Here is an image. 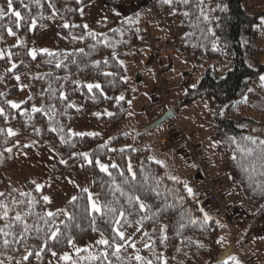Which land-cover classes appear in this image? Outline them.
<instances>
[{
    "label": "trees",
    "instance_id": "trees-1",
    "mask_svg": "<svg viewBox=\"0 0 264 264\" xmlns=\"http://www.w3.org/2000/svg\"><path fill=\"white\" fill-rule=\"evenodd\" d=\"M93 1L95 0H81L77 3L76 0H51L58 11V15L51 18L52 9L48 8L49 0H40L42 7H37L32 0H24L29 8H24L20 0H15V10L22 13L27 23H23L22 27L17 29L8 19L0 21V50L17 38V45L11 50V53L15 54L12 61L18 65L15 75L21 76L32 70L35 73L33 77H35L50 71L47 64L39 68L36 66L39 61L47 57L38 56L37 61H32L25 55V52L30 49L43 30L54 27L55 43L54 50L51 52L63 54L83 47L89 53L87 57L79 55L75 57L82 71L70 65L74 71H78L77 75L71 76V80L80 81L81 84L99 83L102 87V92L99 89H93L90 93L86 87H80L74 91L75 85L71 82L65 83L64 91L68 100L64 103H76L79 108H70L64 115L55 116V120L65 128L64 135L67 143H64L61 141L60 134L50 130L48 116L42 113H31L33 105L46 106V94L43 89L47 88V77L25 79L24 87L32 99L28 98L19 109H12L8 101L19 94V88L14 74L6 71L5 76L0 79V82L8 88L0 95V107L5 109V116H0V129L3 130L0 132V176L5 168L16 162L18 151L27 155L33 153L31 148L15 145L18 138L27 134L38 144V150L47 148L56 155L57 161L51 168L50 180L62 178L67 174L80 178L85 173H90L92 190L97 192L100 204L119 200L127 208L126 199L120 197L119 193L113 195L110 189L114 187L113 179L122 184L123 178L120 177L119 172L123 171L125 177L129 176L127 165L131 163L133 170L137 173V180L134 183L138 190H135L134 194L141 196L148 204L153 206L159 204L163 209L162 212H157V215L163 216L159 223L168 226V246L164 249L163 245L157 244L156 249L164 251L169 264H181L179 260H186L192 264H220L221 254L227 247L233 249L232 256H235L240 264H246L237 250L247 247L254 240L264 241V196L261 195L259 187V185H264V175H261L264 173V160L259 158V142L264 140V80H261V77H264V8L249 5L248 0H203L204 16H201L197 0H192V3L187 6L173 3L171 7L163 4L161 0H149L139 12L127 19L116 20L110 13L109 7L116 4L127 5L133 0H104L107 6L106 16L91 30L97 34L100 40L98 43L89 37V31L82 27L63 28L65 22L84 25ZM5 6L6 0H0V7ZM81 8H83V14L79 11ZM185 11L190 13L188 17L183 15ZM205 16L207 19H204ZM32 19L36 20L35 28L30 27ZM144 21L151 25L155 24L154 26L162 30L163 45L186 60L191 67L189 74L198 72L204 66L199 82L194 87L184 88L179 99L172 102V110L176 113L178 109L196 102H208L209 111L205 122L209 128L210 139L216 143L220 173L228 178L232 195L238 198L241 209L252 213L243 229L231 236L235 242L225 248L216 243L219 229L214 219L215 216H220L225 221L227 220V212L231 208L223 205L225 191L221 198V206L226 209L225 214L219 213L218 209L210 204L209 197L208 207L212 209V213L208 214L207 210L194 201L192 195L188 193L184 180L177 177L175 180L169 178L174 176L165 172L161 163H157V160L151 157L152 151L144 145L141 139L123 152L111 150L113 146L127 137L126 133L120 130L127 121L129 99L132 95L125 80V71L121 61L125 59L139 61L142 57V44L149 48L145 40L151 33L141 30L143 23H146ZM6 25L12 26L17 35L8 36L4 30ZM73 35L78 38L83 36L84 39L82 41L73 40ZM105 36L108 39V46H105L103 42ZM152 38L156 41V45L161 44L157 38L154 36ZM20 41H24L26 46L20 47ZM93 44L95 48L91 47ZM22 60L27 67L21 65ZM95 61L101 62L98 67L93 66ZM104 61L107 63L105 64ZM0 65L5 70L9 68L8 64L1 60ZM54 71L57 75H65L61 70ZM104 72H110L112 75L104 76ZM120 96L124 99L119 100ZM152 100H154L153 95ZM93 110H101L102 115L99 118L91 117ZM25 112L30 114L32 119L22 114ZM108 113L112 115L109 116ZM79 118L91 124L106 123V132L110 135V140L104 141L99 136L67 135L68 129ZM13 124L18 125L20 133L8 137V127ZM177 128L184 133L179 124L175 126V133ZM245 138H251L257 143L252 145ZM188 142L192 144L189 139ZM244 145L255 148L256 152L252 156L242 155L237 148ZM156 146L158 148V145ZM194 146L200 152L199 147ZM6 147L12 148L13 151L5 152ZM172 147L174 148V145ZM168 148L163 151L170 150ZM81 154H87L93 163L89 164ZM111 155L114 157V163L119 165V169L110 168L112 176H108L100 171L95 160L99 159L101 163H104ZM61 160L65 163H61ZM204 175L205 173L203 177ZM145 177H149L148 186L156 188L160 193L159 196L149 191L148 186L138 187ZM156 181H160L158 187ZM204 181L208 195L207 182L218 183V181L207 177ZM218 184L222 185L221 182ZM122 186L126 191L128 190L126 185ZM44 191L45 188L39 192L35 191V187L31 184H27L22 191L30 194L31 198L37 201L35 208L32 209L29 223L36 221L37 214L46 213L47 203L42 199ZM1 192L11 193L5 199V203H9L13 198L26 200L25 197H20V192L11 188L5 180L2 182ZM75 198L65 206V212L74 219L69 220L64 213H58L55 218V223L60 224L61 227L65 223L70 226L69 229L64 230L61 243L53 245L51 250L45 249L40 259H37L35 255L29 257L28 261H23L24 264H44L52 255L51 251L60 254L68 249L67 237L70 236L74 241H80L97 232L93 231L90 226L92 218L96 220L95 227L99 229L98 232H103L107 238L110 237L109 225L103 223L98 214L90 212L87 193L79 192ZM114 206L119 208L121 205L115 204ZM205 214L210 218L207 222L203 220ZM10 215H14V211ZM140 215L134 214L127 217L129 223L122 221L121 230L131 225H138ZM193 220L197 223L193 224L191 222ZM37 222L43 227L42 222ZM76 224L80 227L77 228ZM181 224L184 225L183 228L180 227ZM3 226L4 222L0 221V227ZM151 227V223L146 221L145 230L151 233ZM134 237L141 240L139 232ZM153 238L155 239V235ZM2 239L3 237H0V241ZM39 244L40 241L30 239L27 242L28 250L35 252ZM101 249L102 247L96 248L91 252L95 254ZM24 252L25 245L12 244L10 248H5L0 242V260H4V264L16 263L17 258ZM86 255L87 253H84L80 257ZM9 257L12 259L9 260ZM227 259L228 257L225 260ZM80 264H88V262L81 260ZM228 264H233V262L229 260Z\"/></svg>",
    "mask_w": 264,
    "mask_h": 264
},
{
    "label": "rangeland",
    "instance_id": "rangeland-1",
    "mask_svg": "<svg viewBox=\"0 0 264 264\" xmlns=\"http://www.w3.org/2000/svg\"><path fill=\"white\" fill-rule=\"evenodd\" d=\"M99 3L93 1L90 4L88 10V18L85 21L84 25H87V31H91L94 25L100 22L106 16V3L104 0H98ZM249 5L264 8V0H248ZM136 6H139L136 4ZM120 6L112 7L110 13L118 18V13L115 14V11L119 12ZM121 10V9H120ZM114 12V13H112ZM144 25V24H143ZM142 25V26H143ZM155 25V24H154ZM153 25V26H154ZM156 29L157 27L154 26ZM152 31L154 28L151 29ZM162 32V30L160 29ZM158 32H154L153 35L163 36ZM54 35L55 29L54 27H49L43 30L40 35L35 39L30 49H47L49 51L54 50ZM153 35H150L153 37ZM149 36V37H150ZM163 40V39H161ZM17 45V38H14L11 43H9L6 47L1 49L5 53L11 52L12 48ZM150 49V48H149ZM142 59L139 61H135L132 59H125L122 62V66L125 71V80L128 83L129 91L132 94L129 99V114L127 117V121L125 125L122 127L120 131L126 133L127 136L125 139L121 140L117 145L113 146L115 151H120L121 149L125 150L131 148L136 141L141 139L144 145L149 148L152 153L151 157L153 159H158L161 162L165 172L169 175L170 173H179L181 171L191 170L189 168V164L184 157V153L182 154L180 146L174 142L175 140V126L180 125L186 135L187 138L192 140V143H203L205 145V149L207 153H210L209 162L211 164H216V168H218V156L216 152V143L213 142L209 137V128L205 122L206 114L209 111L208 102L207 101H199L194 104L188 105L184 108L178 109L175 113V118L164 123L158 128L152 130H145L148 126L152 124L151 121H148L146 115L142 112V109L151 102V96L153 95V90L156 86H158V81L162 80L167 84V91L169 93L170 98V107L172 110V102H175L181 96L182 91L186 86L194 87L200 80L204 72V66L200 68V70L196 73L189 74L191 71L190 65L186 62V60L177 55L173 54L170 62L162 59L160 62V66L156 67L154 63L151 65H147V60L149 58L148 50L142 44ZM151 51V49H150ZM152 52V51H151ZM153 54V53H152ZM3 62L8 64V67H11V63L13 61H9L7 57L4 59H0ZM17 64V63H16ZM6 74L5 68L0 65V79L3 78ZM35 75L32 70H29L20 76V81L17 82V86L19 88V94L9 101L15 102L20 106L29 98V92L24 87V80L27 78H31ZM141 76V77H140ZM141 78V79H140ZM8 88L4 85V83L0 82V95L4 93ZM78 109V105L73 103ZM10 106V105H9ZM147 111V110H146ZM145 111V114H146ZM165 110H163L159 115L155 116L153 120H157L160 118V115ZM102 115L101 110H93L90 114L91 117L99 118ZM154 120V121H155ZM176 124V125H175ZM106 123H98L91 124L90 122L84 120L83 118H79L74 121L71 126L72 132L85 133L86 136H99L104 141L110 140V135L106 132ZM8 129H12L16 135L20 133V129L17 124H13L8 127ZM96 134V135H91ZM14 135V136H16ZM84 136V135H83ZM161 139H169L172 141V145L176 149V153L181 154L185 161L182 160L181 157H176L170 154L164 149L159 148L158 143ZM168 141V140H167ZM165 142V141H162ZM166 143V142H165ZM159 150L162 152L159 153L157 150V145ZM15 145H20L24 147V145H28L25 148H31L33 153L30 155L25 154L22 151H18L16 155V162L5 168L2 176H0V192L2 191V182L5 180L7 184L14 190L18 192H22L27 184H31L36 188V185H41V189L45 188L44 196H48L50 202L47 203L46 212H53L63 214L65 212V206L68 202L73 200V198L79 193L84 192L83 189H88L87 197L89 193H91L93 200L99 203L97 192L92 190V181L90 173H85L80 178H75L71 174H67L62 178L50 180V171L53 165L57 161L56 155L47 148L37 149L38 144L30 138L27 134L21 136L15 141ZM167 149V148H166ZM158 151V152H157ZM172 152L175 150H171ZM154 154V155H153ZM157 156V157H156ZM160 156V157H159ZM174 160V164L172 161ZM114 163V157L111 155L104 164ZM98 166V165H97ZM192 166V165H191ZM99 168V166H98ZM80 170V167H79ZM197 171V170H196ZM188 181L190 180L189 175L190 172H187ZM184 175V174H183ZM185 176V175H184ZM186 177V176H185ZM186 177V178H187ZM228 178L224 177L223 182L228 189V193L231 192L230 184L227 180ZM218 181V180H214ZM220 183V181H218ZM222 184V183H221ZM187 188H190V181L187 184ZM232 193V192H231ZM89 209L90 203L88 200ZM233 206L232 209L227 212V220L225 221L220 216H215L218 229L219 236L218 240L223 238V242L220 243L222 247L229 246L233 244L232 235H236L243 229V227L247 224L248 220L251 218L252 213L243 211L240 207V202L236 196H234V201H232ZM139 227L138 225H131L127 227L125 230V235L128 237H134L137 233L136 229ZM104 237L106 235L104 234ZM240 237L237 236V239ZM101 238L100 232H94L89 237L80 240L74 241L75 247L79 248H88L91 252L96 248H100L103 246L96 245V241ZM137 243V248L141 249V255L146 258H150L151 254L143 249V245L141 240L135 238ZM228 248V247H227ZM65 252L69 255L76 257L74 248L69 245L68 249L57 256L53 257L52 255L46 260L44 264H67L63 260H60L59 257L62 256ZM239 256L243 258L246 264H264V241L262 240H254L247 247H243L237 250ZM85 252H81L80 255H83ZM128 253L132 254L133 250L128 249ZM26 252L22 253L16 261H21V264H24L22 261L23 255ZM181 264H192L186 260H179ZM16 264V263H14ZM118 264V262H117Z\"/></svg>",
    "mask_w": 264,
    "mask_h": 264
},
{
    "label": "snow or ice",
    "instance_id": "snow-or-ice-1",
    "mask_svg": "<svg viewBox=\"0 0 264 264\" xmlns=\"http://www.w3.org/2000/svg\"><path fill=\"white\" fill-rule=\"evenodd\" d=\"M33 3L37 7H42L40 0H32ZM77 3H80L81 0H76ZM161 2L165 5L172 6L173 3L177 4H183L185 6L190 5L192 3V0H161ZM15 0H6V6L0 7V21H4L5 19H8L11 21V25H14L15 28L19 29L22 27L23 23H27L25 21L22 13L20 11L15 10L14 8ZM20 4L24 6V8H29L28 4L24 3V0H20ZM203 0H197V7L200 9V15L204 16L203 8H202ZM48 8L52 9L51 12V18H55L58 15V11L56 9L55 4L49 0L48 2ZM81 14H83V8L79 9ZM185 17H188L190 13L188 11H185L183 13ZM42 16V14H41ZM204 19H207L205 16ZM138 22V21H137ZM131 23V21H129ZM31 28L36 27V20L32 19L30 23ZM76 28V27H82L83 29H87V25H76V24H70L68 22H65L63 24V28ZM4 30L7 32L8 36H16L17 33L13 31V27L6 25L4 26ZM115 31V30H114ZM88 36L91 37L93 40H96L98 43L100 40L97 38V34L94 32L89 31ZM73 40H83L84 37L80 36L79 38L76 36H72ZM103 42L105 43V46H108V39L105 36L103 39ZM20 47H25V42L20 41L19 44ZM92 48H95V45H91ZM15 54L8 52L5 53L3 51H0V59H4L7 57V59L11 62L13 60ZM25 55L27 57H30L32 61H37L38 56L47 57V59L43 61H39L37 63V67H42L44 64H47L50 68V71L46 74L39 75L33 77V79H44L45 76L48 79L47 88L43 89V92L46 94L45 96V104L46 106L36 107L35 105L31 108V113H42L45 116H48L49 123H50V130L53 132H57L60 134L61 141L64 143H67V140L65 139V128L63 125H61L58 121L55 120V116L57 114L64 115L67 109L76 107L73 103L68 102L64 103L68 100V96L66 92L64 91L65 83L71 82L74 87V91L77 90L80 87H86L88 92H92L93 89H99L102 92L101 84L99 83H86L81 84L80 81L71 80V76H75L78 74V71H74L70 65L75 66V68L79 71H82L80 69V65L78 60L75 58L77 55L80 57H87L89 55L88 52L85 51L83 47L74 49L72 52L68 53H55L51 52L47 49H28L25 52ZM115 55V53H113ZM21 65L24 67H27V65L22 60ZM100 61H95L93 66L98 67L100 65ZM106 64L107 61H104ZM122 64V62H121ZM18 65L16 63H11V67L7 68V72H12L15 76V79L17 82L20 81V76L15 75V69H17ZM54 70H61L65 73V75L60 76L55 74ZM104 76H110L112 73L110 72H104ZM261 80H264V77H261ZM57 85L54 87L53 85ZM29 99H32L30 96ZM119 100H123L124 97L120 96L118 98ZM60 102V103H57ZM61 103L63 104V107L61 108ZM8 104L12 109H19L20 105L8 101ZM23 115H28L29 119H32V116L28 113H22ZM109 116H111V113H108ZM0 116H5V109L3 107H0ZM54 125V126H52ZM39 132V129H37ZM0 132H3L2 129H0ZM16 135V133L12 129L7 130V136L11 137ZM67 135L69 136H83L85 133H78V132H72L71 129H68ZM96 135V134H91ZM249 141L250 144L255 145L257 141L251 139V138H245ZM5 143H7V140H5ZM260 154L259 158L264 160V140L260 141ZM24 147H28V145H24ZM106 147V146H105ZM237 150L244 156H252L256 149L253 147H249L248 145L244 146H238ZM13 151L12 148L6 147L5 152L11 153ZM113 151H115L113 149ZM121 152L124 150L121 149ZM83 156L84 160H87L89 164H92L93 161L89 159L87 154H81ZM235 159V157H234ZM61 163H65V161L61 160ZM157 163H159L157 161ZM95 164L99 166V169L101 172L106 173L108 176H112V173L109 171V169H119V165L116 163L111 164H104L101 163L99 159L95 160ZM253 171H255V168L253 167ZM127 173L129 174L128 177H125V173L123 171L119 172L120 177L123 178L122 184L117 183L115 179L112 180L113 188L110 189V192L113 193H119L120 197H124L127 201L128 207H124V205L119 200H113L111 202H106L104 204H100L97 201L93 200L91 193L88 195V200L90 203V212L94 214H98L102 220L103 223L109 225L110 229V237L105 238L103 232H100L101 238L97 240L95 243L96 245L103 246L101 250H99L97 253L93 254L88 250V248H79L75 247L74 240L72 237H67V244L72 246L74 248L75 254L78 257V259H74L73 256L69 255L67 252H65L62 256L59 257L60 260H63L65 262H68V264H80L81 260L87 261L88 264H169L168 260L165 258L164 251H157L156 246L157 244L163 245L164 249L168 246V226L164 225L162 223H159L163 219V216H158L157 212H162L163 209L160 208V205L157 204L155 206L146 203L141 196L135 195L134 191L138 190L137 185L134 183L137 180V173L133 170V167L131 163L127 165ZM261 175H264V173H261ZM154 179V177H152ZM170 179L175 180V177H169ZM148 179L149 177H145L141 183L139 184V188H144L148 186ZM160 181H156L157 187L159 186ZM122 185H126L128 190L126 191L125 188ZM261 189V195L264 196V185H259ZM41 190V185H36L35 191L39 192ZM148 190L151 192H154L156 196H159V191L156 190V188H153L151 186H148ZM84 192H88V189H83ZM187 191L189 194L192 193L191 188H187ZM11 193H4L0 192V221L4 222V226L0 227V237H3L2 245L5 248H10L12 244L17 245H25V252L26 254L23 255L22 261H28L29 257L35 255L37 259L41 258V253L45 250H51L52 246L55 244L61 243V238L63 236L64 230L69 229L68 224H63V227H61L60 224L55 223V218L58 215V213H53L51 211L46 212L44 215L37 214L36 221H33L32 223H29V218L32 216V209L35 208L37 201L34 198H31L30 194L20 192V197H25L26 200H17L13 198L9 203H5V199L7 196H10ZM45 202H50L48 196H43L42 198ZM76 199L75 197L73 198ZM115 204H120L121 206L115 207ZM11 205V206H10ZM155 207V211H154ZM171 207V206H167ZM14 211V215H10ZM202 211V210H201ZM134 214H141L140 219L137 221V224L139 227H137L136 231L141 234V243L143 245V249L147 250L150 254V258H146L145 256L141 255V249L137 248V243L134 237H128L125 235V232L121 230L122 227V221L125 223H129L127 220V217L132 216ZM64 215L68 217L69 220H73L74 218L71 216H68L67 212H64ZM210 218L207 216V214L204 215L203 220L207 222ZM40 221L43 224V227L41 226V223L37 222ZM150 222L151 227V233L147 230H145V222ZM193 224L197 223V221L193 220L191 221ZM159 223V226H157ZM96 225L95 218H92L90 220V226L92 227L93 231H99ZM77 228L80 227L79 224L75 225ZM181 228L184 227L183 224L180 225ZM155 235V239L153 238ZM144 238H147L146 240ZM30 239H35L40 241V244L38 246V250L35 252L28 250L27 242ZM223 242V238L220 240H217L216 243L220 244ZM128 249H132L133 253L129 254ZM85 252L87 253L86 256L80 257V253ZM51 254L53 257L57 256L56 251H51ZM114 258V259H113ZM9 260L12 258L9 257ZM232 261L233 264H240V262L236 259L235 256L229 255L227 260H221L220 264H228V261ZM0 264H4V260H0ZM16 264H21V261H16Z\"/></svg>",
    "mask_w": 264,
    "mask_h": 264
},
{
    "label": "crops",
    "instance_id": "crops-1",
    "mask_svg": "<svg viewBox=\"0 0 264 264\" xmlns=\"http://www.w3.org/2000/svg\"><path fill=\"white\" fill-rule=\"evenodd\" d=\"M149 0H133V1H131V2H129L127 5H122V4H116V5H114V6H111V7H109L110 8V10L112 9V7L113 8H115L116 6H120V9H119V12H118V10H116L115 11V14L116 13H118V18L116 19L115 17V19L116 20H124V19H127V18H129L130 16H132V15H134L135 13H137V12H139L142 8H144L145 6H146V3L148 2ZM95 2L96 3H99V1L98 0H95ZM136 4L137 5H139V6H136ZM112 13H114V12H112ZM144 22H146V21H144ZM144 25L142 26V31H149L150 33H151V35H153V33L154 32H158L159 34H161L162 32L160 31V29H156L153 25H151V24H149V23H143ZM152 28H154V30L152 31L151 29ZM163 35V34H162ZM155 38H157L159 41H160V45H163V40H161L162 39V36H156V35H153ZM145 46V45H144ZM146 48H147V50H148V54H149V58H148V60H147V65H151L152 64V60H153V58H152V52L150 51V49L147 47V46H145ZM140 59H142V58H140ZM167 62H170V60L169 61H167ZM141 77V76H140ZM141 79V78H140ZM152 97V96H151ZM153 104V100H152V98H151V102L148 104V106H146V107H144L143 109H142V112H143V114H144V117H145V111L151 106ZM189 139V138H188ZM168 140V141H167ZM161 139L158 143H160V142H162V141H165L166 143H167V145H168V149H170V150H168L167 152L170 154V156H172V159H173V155H175V158L176 157H181L182 158V160H184L185 161V159H184V157L181 155V154H179V153H176V149L175 148H173L172 147V141L171 140H169V139ZM189 141L192 143V140L191 139H189ZM192 144H194V143H192ZM158 145V144H157ZM194 145H196V146H198L199 147V150H200V152H201V155H202V157L203 158H205V160H206V162H207V170H206V172H205V177H207V178H209V179H211V180H218V181H220L221 183H222V186L224 185V187H225V189H224V191H225V195H224V198H223V200H222V202H223V205H225L227 208H231L232 206H233V204H232V201H234V197H233V195H232V193L230 192V193H228V189L229 188H227L226 186H225V183L223 182V175L220 173V170H219V164L217 163V165H218V168H216V164H211L210 162H209V159H210V153H207L206 152V150H204L205 149V145L203 144V143H196V144H194ZM158 151H159V153L160 152H162V151H160L159 149H157ZM171 150H175V151H171ZM157 151V152H158ZM157 157V156H156ZM160 157V156H159ZM157 159H158V157H157ZM156 159V160H157ZM158 162L160 161V160H157ZM186 162V161H185ZM161 163V162H160ZM187 163V162H186ZM172 164H174V160L172 161ZM188 164V163H187ZM189 165V164H188ZM189 168L191 169V170H188V171H183V174L187 177L188 175L187 174H189V173H187V172H190V175H189V178H190V188L192 189V193H191V195H192V198L194 199V201H196L199 205H201L204 209H206L207 210V213L208 214H211L212 213V209L211 208H209L208 207V195H207V191H206V184H205V181H204V178L205 177H203V175H201V174H199L197 171H196V169L193 167V166H191V165H189ZM179 173H176V172H174V173H170V175H172V176H174V177H177V178H180V179H182V180H184V182H185V185H186V188H187V184H188V177L186 178L183 174H182V172L181 171H178ZM209 209V210H208ZM232 209V208H231Z\"/></svg>",
    "mask_w": 264,
    "mask_h": 264
},
{
    "label": "built area",
    "instance_id": "built-area-1",
    "mask_svg": "<svg viewBox=\"0 0 264 264\" xmlns=\"http://www.w3.org/2000/svg\"><path fill=\"white\" fill-rule=\"evenodd\" d=\"M146 44L151 49L154 55V64L156 67L160 66L162 59L170 60L173 56V51L167 47H157L156 41L150 36L145 40ZM153 104L146 111V118L148 121H152L153 118L159 115L163 110H168L170 107L169 93L167 91L166 82L159 80L158 86L153 90ZM175 133V140L178 147L180 146L182 154L189 164H191L200 174H204L207 168L206 162L198 149L188 142L186 135L177 128ZM174 146H176L174 144ZM165 142L159 144L160 149H166ZM208 186V197L210 199V204L218 209V212L225 214V207L221 206V198L224 193V187L216 182H207Z\"/></svg>",
    "mask_w": 264,
    "mask_h": 264
},
{
    "label": "water",
    "instance_id": "water-1",
    "mask_svg": "<svg viewBox=\"0 0 264 264\" xmlns=\"http://www.w3.org/2000/svg\"><path fill=\"white\" fill-rule=\"evenodd\" d=\"M174 117H175V113L173 111H167L160 118L154 121L150 126L145 128V130H152V129L158 128L164 123L172 120ZM233 253H234L233 249L231 247H228L222 252L220 261L225 260L229 255H233Z\"/></svg>",
    "mask_w": 264,
    "mask_h": 264
},
{
    "label": "bare ground",
    "instance_id": "bare-ground-1",
    "mask_svg": "<svg viewBox=\"0 0 264 264\" xmlns=\"http://www.w3.org/2000/svg\"><path fill=\"white\" fill-rule=\"evenodd\" d=\"M153 55V54H152ZM165 60H167V61H169L168 59H165ZM167 111H173V110H170V109H168V110H165L163 113H162V115L164 114V113H166ZM174 112V111H173ZM175 113V112H174ZM162 115H160V117L162 116ZM175 118V117H174ZM173 118V119H174ZM155 120V119H154ZM154 120H152L151 122L153 123L154 122ZM156 121V120H155ZM166 144V148H168V145H167V143H165ZM198 172V171H197ZM199 173V172H198ZM200 174V173H199ZM202 175V174H201Z\"/></svg>",
    "mask_w": 264,
    "mask_h": 264
}]
</instances>
